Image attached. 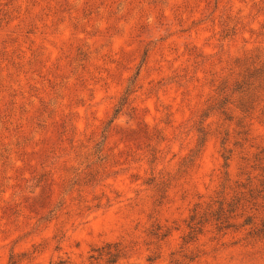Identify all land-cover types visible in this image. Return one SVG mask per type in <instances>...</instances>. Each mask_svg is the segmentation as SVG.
Masks as SVG:
<instances>
[{
	"label": "rangeland",
	"instance_id": "rangeland-1",
	"mask_svg": "<svg viewBox=\"0 0 264 264\" xmlns=\"http://www.w3.org/2000/svg\"><path fill=\"white\" fill-rule=\"evenodd\" d=\"M263 27L264 0H0V264H264V127L226 166L202 117Z\"/></svg>",
	"mask_w": 264,
	"mask_h": 264
},
{
	"label": "trees",
	"instance_id": "trees-1",
	"mask_svg": "<svg viewBox=\"0 0 264 264\" xmlns=\"http://www.w3.org/2000/svg\"><path fill=\"white\" fill-rule=\"evenodd\" d=\"M232 65L231 75L228 74L226 77L220 78L215 90L217 97L209 102L202 114L204 119H208L209 115L216 112H220V114L226 116L224 122L228 123V128L224 130L225 138H223L221 142L224 151L223 159L226 162V166L227 161L231 157L229 154L231 151H227L225 148L231 125H234L233 130L239 137V141H236L235 145H239L240 149L243 147L242 142L246 141V137L248 136L249 121L257 119L259 124L264 127V48H257L249 54V56L237 57L234 59ZM237 70L238 74L236 78L232 79L234 71ZM132 89L133 82L130 81L123 92L125 97L121 99V103H119L117 109L115 108L114 110V116H117L122 107L126 104L128 95L133 92ZM208 130L207 127L203 126V122H200L197 128V145L195 149L191 150L187 159L183 162L182 168H188L195 161L205 142V137L209 136ZM102 152L103 150L98 151L96 158V161H99V163L104 160ZM227 154L229 155L227 156ZM2 157V154H0V159ZM244 158L245 157L242 159ZM90 165H88V167ZM73 173L75 174L73 180L74 186L78 185L80 182V172L74 170ZM91 175L92 173L90 171L87 176ZM193 221L194 219L191 220V223ZM107 255H110L109 262H113L111 258H113L114 255ZM11 261L12 258H10V262ZM11 264L15 263L11 262Z\"/></svg>",
	"mask_w": 264,
	"mask_h": 264
}]
</instances>
